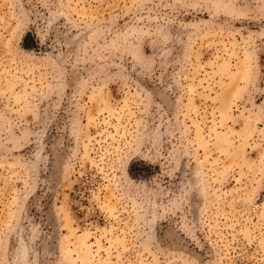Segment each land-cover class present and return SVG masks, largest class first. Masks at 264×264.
Instances as JSON below:
<instances>
[{
  "label": "rangeland",
  "instance_id": "obj_1",
  "mask_svg": "<svg viewBox=\"0 0 264 264\" xmlns=\"http://www.w3.org/2000/svg\"><path fill=\"white\" fill-rule=\"evenodd\" d=\"M0 264H264V0H0Z\"/></svg>",
  "mask_w": 264,
  "mask_h": 264
}]
</instances>
